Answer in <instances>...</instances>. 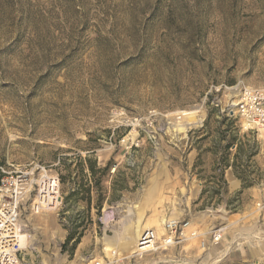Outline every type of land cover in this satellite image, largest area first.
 <instances>
[{
  "label": "rangeland",
  "instance_id": "374dc122",
  "mask_svg": "<svg viewBox=\"0 0 264 264\" xmlns=\"http://www.w3.org/2000/svg\"><path fill=\"white\" fill-rule=\"evenodd\" d=\"M244 89L264 0H0V180L43 168L62 198L33 214L32 190L20 263L264 264V131L225 114Z\"/></svg>",
  "mask_w": 264,
  "mask_h": 264
},
{
  "label": "built area",
  "instance_id": "2783aa9c",
  "mask_svg": "<svg viewBox=\"0 0 264 264\" xmlns=\"http://www.w3.org/2000/svg\"><path fill=\"white\" fill-rule=\"evenodd\" d=\"M225 114L227 116L237 115L246 122V127L256 128L264 131V90L244 89L240 99L235 104H230ZM35 182L27 179L26 171H14L7 173L0 180V264H21L20 256L25 250L21 237L23 227L21 213L23 206L30 198L34 190L30 212L38 214L44 210H55L61 205L60 184L57 176L49 175L40 168ZM166 237L164 245L173 244L177 224L167 222L165 225ZM222 229L212 233V242L217 244L222 239ZM153 230L140 234L136 242L138 249L148 246L144 243H156ZM149 243V244H150ZM144 253V252H142ZM135 254H138L135 252ZM98 264V263H96Z\"/></svg>",
  "mask_w": 264,
  "mask_h": 264
},
{
  "label": "trees",
  "instance_id": "16d2710c",
  "mask_svg": "<svg viewBox=\"0 0 264 264\" xmlns=\"http://www.w3.org/2000/svg\"><path fill=\"white\" fill-rule=\"evenodd\" d=\"M88 191L89 189L84 190L85 193H87ZM74 193L76 194L77 192ZM81 236H82L81 234L75 236L73 232H69V234L65 239V242L61 246V251L65 252L67 246L70 244V248L68 249V254L73 255L77 245L80 243Z\"/></svg>",
  "mask_w": 264,
  "mask_h": 264
},
{
  "label": "crops",
  "instance_id": "0c3cea01",
  "mask_svg": "<svg viewBox=\"0 0 264 264\" xmlns=\"http://www.w3.org/2000/svg\"><path fill=\"white\" fill-rule=\"evenodd\" d=\"M228 185H229V187L228 186L227 187H228V190L230 192V191H234V190L238 189L240 187V182L237 179H230ZM121 249H123V251L126 250L125 246H123ZM229 250H231V246H229V247L224 246L221 249V252H222V254H227V253L231 254V251L229 252ZM233 250L237 251L240 254L241 257L246 256L247 252H246L244 247H241V248L236 247Z\"/></svg>",
  "mask_w": 264,
  "mask_h": 264
},
{
  "label": "bare ground",
  "instance_id": "6f19581e",
  "mask_svg": "<svg viewBox=\"0 0 264 264\" xmlns=\"http://www.w3.org/2000/svg\"><path fill=\"white\" fill-rule=\"evenodd\" d=\"M171 222H172V220H171ZM148 230H145L144 232H142V233H145V232H147ZM141 233V234H142ZM154 236L157 238V233L156 232H154ZM23 238H25L24 236H22L21 237V240L23 239ZM156 241H157V239H156ZM22 243H23V245H24V241H22ZM150 242H147V243H144L145 245H148V246H144V247H142V248H140V249H138L137 248V246H136V244H135V248H134V252H137L139 255L140 254H142V252H144V253H146L147 251H150V250H153V248L155 247V245L153 246V244H149ZM156 244V243H155Z\"/></svg>",
  "mask_w": 264,
  "mask_h": 264
}]
</instances>
